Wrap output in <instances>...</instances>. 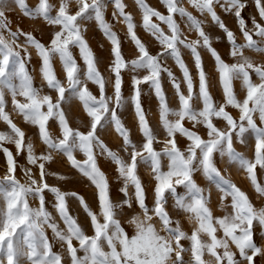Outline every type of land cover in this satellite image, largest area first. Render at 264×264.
I'll return each instance as SVG.
<instances>
[{
  "label": "snow or ice",
  "instance_id": "obj_1",
  "mask_svg": "<svg viewBox=\"0 0 264 264\" xmlns=\"http://www.w3.org/2000/svg\"><path fill=\"white\" fill-rule=\"evenodd\" d=\"M109 2L113 19L126 26V37L134 45L132 58L124 56L121 39L105 19V0H58L55 6L50 0H38L33 8L26 5V0H12L25 17L40 19L54 29L47 45L32 32L19 27L13 31L6 16L8 0H0V122L6 125V130H0V153L5 161V171L0 176V264H64L65 256L53 251L49 230L69 264H255L257 258L264 264V244L256 243L257 225L259 238L264 241V207L257 209L224 174L235 167L246 175L258 197H264V184L257 175V169L264 172V63H256L245 54L247 50L264 55V23L253 16L248 26L243 16L247 0H187L197 15L184 7L182 0H159L165 13L146 0H134L141 14L140 27L159 46L153 54L139 38L133 15L126 11L123 0ZM251 2L260 21H264V0ZM71 5H75V11L70 10ZM217 8L233 17L243 43L238 42ZM206 20L221 35L213 37L205 28ZM89 21L95 22L110 44L107 79L84 37V24ZM214 40L228 44L227 55L233 62H226L213 46ZM74 48L83 61V72ZM29 49L38 58L40 87L35 86L28 68L32 59ZM184 51L191 57L195 80L183 58ZM202 52L214 62L222 94L219 100L210 90ZM57 57L63 79L54 66ZM168 59L178 68L180 78L166 65ZM126 72L131 85L127 99L123 95ZM164 75L174 91L176 108L169 107ZM236 81L244 90L242 99L235 92ZM89 83L97 88L98 95L93 94ZM109 84L111 95L107 91ZM142 85L148 86L157 101L163 140L147 118L141 101ZM8 96L12 111L37 129L43 152L35 151L26 132L10 118L6 110ZM75 102L82 107L87 123L77 120L80 126L74 128L69 112ZM128 103L141 136L139 143L131 139L119 115ZM229 108L238 112V118ZM52 121L57 125L56 135L50 130ZM109 126L121 140L115 151L101 139ZM178 137L186 141L183 149ZM250 140L254 142L251 158L235 146L248 148ZM157 143L163 145L159 150ZM9 144L15 152L6 146ZM77 154L83 159H78ZM21 156L23 164L18 159ZM56 156L64 158L94 188L97 211L77 192L63 191L48 183L49 177L70 179L49 170ZM100 158L115 167L119 182L116 200L99 166ZM217 158L224 164L223 170L217 166ZM141 166L149 170L152 182L151 207L139 175ZM17 170L22 178L17 177ZM197 174L203 177L205 186L197 183ZM213 192L218 194L220 216L214 215L211 208ZM48 194L55 216L47 208ZM70 198L78 201L92 235L86 234L70 213ZM30 201H36L37 206ZM181 214L193 225L190 233L176 218ZM124 223L132 228L131 235ZM185 253L190 254L187 262Z\"/></svg>",
  "mask_w": 264,
  "mask_h": 264
},
{
  "label": "rangeland",
  "instance_id": "obj_2",
  "mask_svg": "<svg viewBox=\"0 0 264 264\" xmlns=\"http://www.w3.org/2000/svg\"><path fill=\"white\" fill-rule=\"evenodd\" d=\"M38 0H26V5L29 8H33L37 4ZM107 3V8L105 10V19L112 24L113 31H115L119 38L122 41V50L123 54L126 58H132L134 54V45L130 43V41L126 37V26L122 23L117 22L113 19L112 12L113 7L112 4L109 2V0H105ZM123 2L126 4V11L131 13L134 18V22L137 25L136 32L139 36V38L147 45L149 50L155 54L159 50V46L155 42V40L146 33L141 27V14L139 9L136 7L134 0H123ZM183 6L186 7L189 11L193 12V15H197V13L187 4V0H182ZM50 3H52L54 6L58 5V0H50ZM146 3H148L151 7L156 8L157 10L161 11L162 13H165V9L160 5L159 0H146ZM248 6L243 11V16L248 22V26L251 27V18L255 16L257 21L264 23V21H260L258 13L256 12V9L254 7V4L251 2V0H247ZM71 11H75V5L70 6ZM216 11L218 14L222 17L224 23L227 25L229 29H231L238 40V42L243 43V37L240 34V32L237 29V25L233 19L232 16L228 15L227 13H224L221 9L217 8ZM54 14V12H53ZM6 16L9 20V26L13 31L17 29V27L21 28L25 32H32V34L36 37V39L40 40L42 43L46 44L50 40V34L54 31V29L51 26H48L45 22H43L40 19H30L25 17L20 9L12 3V0H8V9L6 10ZM178 19V18H177ZM84 26L86 27V31L84 32V37L87 40L89 46L91 47L92 51L96 55L98 59V68L101 71V73L105 76L107 79L109 76V73L107 71L108 64L110 62V44L106 40V38L103 36L102 32L99 31L94 21L85 22ZM181 27L183 28V24H181ZM205 28L208 32H210L213 37L221 35L218 29L214 27H209L207 20L205 22ZM186 31V30H185ZM192 38H195V34H191ZM254 39L259 40L258 37H254ZM23 42V37H21V41ZM103 46V47H101ZM213 46L220 52L221 56L226 60V62L231 63L233 62L230 57L227 55V52L229 50L228 44L225 41L220 42H213ZM29 51L32 52V59L31 62L28 64V68L30 73L33 75L34 78V84L37 87L41 86V79L38 74V58L35 55L34 50L29 49ZM73 53L77 58V61L81 67V70L83 72L84 64L83 61L79 59V53L78 49H73ZM246 55L250 56L252 60L256 63H264V55L253 53L246 50ZM203 62L205 71L209 75L210 79V85H211V92L214 98L217 100L221 99V92L218 87V79L216 77L215 71H214V62L212 61L211 57L205 53L202 52ZM184 60L188 64L190 71L193 74L194 80L196 79L195 69L191 61L190 55L187 53V51H184ZM166 65L171 68V70L175 73V75L180 78L181 74L178 70V68L175 66L174 62L171 59H168L166 61ZM54 66L57 72V75L63 79V73L62 69L59 63L58 57L54 59ZM140 75H143V73H140ZM253 80L256 81V77L253 74ZM258 82V81H257ZM89 88L93 92V94L98 95V90L95 86H93L91 83H89ZM142 91L143 95L141 97V101L143 104V107L145 109L147 118L153 127V129L156 131L157 136L160 140L164 139V133L162 129H159V114L157 111L158 105L155 97L150 94V90L147 85H142ZM163 87L165 89V93L168 98V104L171 108H176L178 106L177 100L174 94L173 89L171 88L170 83L167 80L166 75L163 77ZM130 74L125 73L124 74V85H123V95L127 99L130 96ZM235 92L237 94V97L242 99L245 95L244 90L240 86V82L236 81L234 83ZM45 92L48 90L45 88ZM108 94L111 95L112 89L111 85L108 86ZM54 95V94H53ZM8 100L7 108L6 110L10 114V118L13 120L14 123H16L22 130H24L29 137V139L33 142L35 151L37 153L44 151V146L40 143L37 135V129L31 125H28L24 123L22 117L17 115L12 111L11 106V99L10 96L6 97ZM228 111L233 115V117L238 118V112L234 109L229 108ZM120 118L123 121L124 125L130 130L131 133V139L134 142L139 143L141 140V136L138 132L136 120L134 111L132 109V106L130 103L126 104L124 109L119 112ZM69 119L72 123V127H79L80 125L77 124V120L82 121L84 123H87V117L86 114L83 113L82 107L79 105L78 102H75L72 105L71 111L69 112ZM257 123H259V120L257 119ZM186 126H189L186 124ZM219 127H223L222 122H218ZM0 130H6V125L3 124V122H0ZM50 130L52 131L53 135L58 134L57 125L54 121L50 122ZM81 130H84L83 127H81ZM200 134L204 135V130L201 128L199 129ZM101 139L104 141V143L112 150H117L121 144V140L118 137V135L115 133L114 129H112L110 126L101 133ZM178 144L181 149H183L186 146V141L182 138H177ZM253 141H249V147L243 148L241 145L236 144V148L238 151L243 152L247 157L251 158L253 155ZM9 147L10 150L15 152V148L13 145H6ZM161 143H157L155 145L156 149L159 150L162 148ZM78 159H83L82 155L77 154ZM20 160V163L23 164L24 157H18ZM166 164V161H165ZM99 166L102 169V171L105 172L109 179V183L112 187V197L113 200L117 199V188L119 185V182L116 179V172L115 167L112 165L109 161H106L103 158L99 159ZM217 166L220 167L222 170L224 169V164L219 161V158H217ZM48 168L52 172H57L63 175H67L70 177L67 181H58L53 177L48 178V183L51 185H57L61 188L63 191H75L79 195L83 196L84 199L87 201L89 206L92 208L93 211H97V203L94 198V188L89 186V183L86 179H82L79 174L72 169L67 163L64 158L61 156L55 157V162L48 165ZM5 171V161L3 158V154L0 153V176L4 174ZM35 171V169L33 170ZM228 179H230L233 183H235L242 191H244L251 201V203L259 209L260 207H264V197H258V195L255 193L250 181L247 179L246 175L243 172L237 171L235 167H230L227 172L224 173ZM18 178H22V174L19 170H17L16 173ZM139 175L141 177L142 182L144 183L146 193H147V204L149 207H151L153 202V196H152V182L149 176V170H147L144 166H141L139 169ZM257 175H258V181L264 184V172H261L259 169H257ZM198 184L201 186H205L206 182L203 179V177L199 174L195 177ZM23 182V181H22ZM132 189H129V194L131 195ZM47 208L50 212L53 213L55 216V212L53 209V201L50 194L47 195ZM33 207L37 206L36 201H30ZM171 203V202H170ZM69 211L72 215L76 216L78 219V222L80 225L84 228L86 234L92 235V229L90 227V224L88 222V219L86 215L84 214L83 210L80 208L78 201L75 199L70 198L68 201ZM211 208L216 216L222 215V212L219 208L218 204V194L216 192H213L212 194V200H211ZM177 219H180L182 228L186 232L191 231L193 225L188 223L187 217L181 214L180 216L176 217ZM122 222L124 221V217H121ZM57 222H59V218L57 217ZM61 227H63V224H60ZM124 227L129 235L132 234L133 230L130 226H128L126 223H124ZM49 239L52 240L53 243V251L60 253L65 256L64 264H69V261L67 260L66 253H64L63 249L61 248L59 243H56L52 239V234L50 230L47 232ZM256 243L258 245L264 244V241H262L259 238V226L257 225V237H256ZM185 246H188V242H184ZM82 254V253H81ZM185 261H189L190 254L185 253L184 254ZM205 259H208L207 256H205ZM255 264H262V261L260 258H257L255 260Z\"/></svg>",
  "mask_w": 264,
  "mask_h": 264
}]
</instances>
